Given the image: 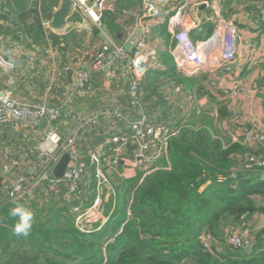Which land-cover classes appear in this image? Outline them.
<instances>
[{
    "label": "trees",
    "instance_id": "16d2710c",
    "mask_svg": "<svg viewBox=\"0 0 264 264\" xmlns=\"http://www.w3.org/2000/svg\"><path fill=\"white\" fill-rule=\"evenodd\" d=\"M102 25L119 32L110 15H104ZM166 50L156 55L142 94L145 89L162 100L164 121L171 123L170 103L159 92L174 84L186 92L192 110L182 118L176 109L184 121L171 126L168 156L160 168L142 184L140 179L113 180L121 182L116 213L102 232L91 235L74 227L66 216L68 205L46 189L48 197L17 201L34 212L29 235L17 236L9 215L14 202L0 197V264H264V222L251 231L255 244L250 248L223 242L227 232L248 229L264 213L256 200L264 198V168L247 161L251 150V158L259 153L252 143L244 145L240 134L256 124L231 118L228 101L207 89L209 77L185 78ZM157 80L164 88L156 86ZM257 85L263 90L264 80ZM203 97L209 99L207 108L198 103Z\"/></svg>",
    "mask_w": 264,
    "mask_h": 264
},
{
    "label": "built area",
    "instance_id": "2783aa9c",
    "mask_svg": "<svg viewBox=\"0 0 264 264\" xmlns=\"http://www.w3.org/2000/svg\"><path fill=\"white\" fill-rule=\"evenodd\" d=\"M72 1L74 9L73 13H70V18L76 13H81L82 19L78 26L87 28L90 21L98 23L101 27L104 11L118 0ZM171 3L172 0H142V9L135 24L138 38L134 43L133 53H128L125 46L111 41L106 42L92 63V71H80L77 74L73 87L65 93L59 106L39 105L14 98L0 90V128L12 127L17 131L44 128L43 135L35 145L36 149L29 150L27 147L29 145L19 143L12 146L11 151L5 155L9 158L14 156L12 166L18 157L23 159L26 156L25 162L27 160L28 162L20 169L19 175L10 181L17 184L12 186H9L10 183L6 184L0 191L4 200L13 203L30 195L33 196L29 198L33 199L37 196L48 197L50 196L46 190L48 189L59 195V198L68 205L67 219L73 222L80 233L96 234L110 224L116 213L118 192L113 181L115 179L111 176L123 168V157L128 156L130 159L131 170L134 171L133 178L140 179V184L160 168L163 158L168 156L172 128L146 115L142 103V84L156 63L157 52L150 44V35L154 27L167 24L175 43L170 53L177 70L186 78H195L207 70L209 58L213 56L216 46L223 54L222 60L215 65V68L220 70L227 69L231 72L232 67L241 58L254 61L256 53L253 48L248 47L243 55L238 51L239 29L235 22L216 14L214 18L216 30L213 36L205 41H195L192 38L193 26L190 21L188 0L178 7L170 6ZM70 25L72 24L68 23L67 29L71 28ZM51 27V23L46 24V28ZM33 62L34 60L30 59L29 63ZM120 63L125 66L124 75L128 82L127 90L122 92V96H116L108 107L95 108L87 103L82 109L77 110L75 104L78 99L88 100L96 95L97 88L92 81L93 78L102 73L114 72ZM17 69L18 65L7 55H0V78L4 72H15ZM108 84H115V78H109ZM242 88L240 82H235L234 91L239 92ZM124 93L127 95L123 96ZM122 98L128 100L126 105L121 103ZM123 106H129L126 110L128 108L131 110L125 113ZM217 113L218 110H215V114ZM64 118H71L69 122H74L76 126L74 131L68 133L66 141L59 133L61 125L65 123ZM43 120H46V124L42 126ZM244 129L242 133L244 145L254 143L255 140L264 143V130H260L256 125H253L252 129L249 127ZM34 134L24 136L23 139L28 142ZM92 135H94L92 140L86 139ZM235 137L239 142V138ZM83 145L89 148L82 151ZM32 151H35V155ZM65 153L72 156L70 167L63 179H56L53 169ZM259 157L253 156L250 162L264 168V160L260 161ZM31 161L38 164L37 173L30 174ZM118 178L125 179L122 174ZM128 215L131 216L130 211ZM238 233V230L227 232L223 242L238 249L250 248L255 244L253 239L241 240ZM206 245L210 249L208 242Z\"/></svg>",
    "mask_w": 264,
    "mask_h": 264
},
{
    "label": "crops",
    "instance_id": "0c3cea01",
    "mask_svg": "<svg viewBox=\"0 0 264 264\" xmlns=\"http://www.w3.org/2000/svg\"><path fill=\"white\" fill-rule=\"evenodd\" d=\"M64 1L45 0V2H37L34 0H0V55H7L11 61H14L18 65V69L15 72H4L2 74L0 78V90L11 94L14 98L28 100L39 105L57 107L62 103L65 93L73 87L77 74L80 71H92V63L88 65L83 64L82 67L78 68L72 67V64L64 67L62 71L60 69V72L53 79L49 77V62L46 61L45 56H42L41 49L44 41L49 44V48L51 47L52 34L59 37L56 39L57 41L61 39L60 46L64 44V40H67V37L62 38L63 36H59L58 33L65 31L68 27V20L72 19L70 18L74 9L72 0L71 14L69 13L67 16L69 18L66 17L67 19H65L61 29L57 30L53 28L55 16L61 10ZM253 1L255 2L250 5V9H244L242 8L241 0H188L190 5V21L193 26L192 38L194 36L195 41H205L213 36L216 30L214 18L216 14H221L227 20L235 22L238 26L239 37L237 45L240 55H243V52L248 47L253 48L256 53L254 61L250 62L241 58L232 67V71L229 72L227 69L220 70L219 68H215V65L222 60L223 56L219 47L216 46L213 51V56L209 58L207 70L195 78L202 75L209 77V85H206L207 89L209 91L214 90V94L220 98L219 101H228L227 104L229 103L228 105L231 106V118L237 119L240 122L242 121L243 123L255 121L256 126L260 130H264V89L260 91L257 87V83L264 80V6L261 8L258 7L264 4V0ZM137 2L140 4L142 0H137ZM184 2L185 0H172L170 6L178 7ZM123 3L117 1L112 7H119L117 9L119 11L120 9H124ZM140 10L137 13L138 15L140 14ZM137 14L131 24H122L114 16H111L119 32L108 30V28L104 29L102 25L98 30L99 37L104 40V43L111 41L125 46L128 53L132 54L135 48L134 43L138 38V33L135 32ZM47 23H51L52 30H50L51 28H46ZM36 25L39 26V31L38 29L34 30ZM4 30H8V32ZM24 30H26V34L21 35L20 32ZM36 33L38 34L35 35ZM150 39L152 47L158 55L167 52L166 49L170 52L175 47L167 24H160L154 27ZM54 57L55 54L53 52V56H48L47 60L50 61ZM30 59H33L34 62L29 63ZM58 63L61 64L59 60ZM161 68L166 69L164 66ZM124 71L125 66L120 63L114 72L109 71L94 77L92 81L97 88L95 98L88 100L80 98L77 104H75V108L77 110L79 108L82 109L83 105L87 103L95 108L108 107L109 104L113 103V99L116 96H122V92L127 90L128 82ZM109 78H115V84H108ZM235 82L242 84L243 88L241 91H234ZM174 86V84L168 85L159 93L162 97L165 90L170 91L168 96L164 92L163 97L170 103L169 108L172 110L171 116L173 117V122L179 123L180 119L186 117V111L190 113L192 107H190L189 99L186 103L187 107L184 106L185 103H179L181 99L188 96H186L185 92L183 94L180 93V89ZM51 87L56 88L57 96L50 95ZM126 95L127 93L123 94V96ZM142 97L146 104L142 102L143 107L146 113L149 112V117L155 118V121L163 122V109H167L162 107V100L157 99L153 93L145 89ZM119 102L120 100H118ZM127 102V99H121L123 105H126ZM156 102L159 103L157 107L154 105ZM198 103L204 108L210 102L207 97H203ZM149 105H152V107L148 109ZM127 107L129 106H123V111ZM177 108L183 112L182 118L177 115ZM174 117L178 118V120L174 121ZM68 123L74 124L72 121ZM61 126L63 129L64 123ZM43 129V127H39L34 131L30 129L17 131L12 129V127L0 128V191L6 184H9V178H14L16 174V170H14L15 174L8 177L10 174L9 171H13L12 161L15 159L12 156L11 158L4 157L2 160L1 156L3 155L4 148L16 146L22 142L24 136H32L34 133H39L41 137L44 133ZM69 132L71 130H68ZM22 133L25 134L22 136ZM234 133L235 131L231 132L232 135ZM19 136L22 137L20 141L18 140ZM86 139L92 140L93 136H88ZM88 148L89 146L87 145L82 146L83 150H87ZM33 160L35 161V158ZM121 174L126 180L134 179V171L131 170V165L128 168L123 166L118 172H114L111 178L117 180V177H120Z\"/></svg>",
    "mask_w": 264,
    "mask_h": 264
},
{
    "label": "rangeland",
    "instance_id": "374dc122",
    "mask_svg": "<svg viewBox=\"0 0 264 264\" xmlns=\"http://www.w3.org/2000/svg\"><path fill=\"white\" fill-rule=\"evenodd\" d=\"M118 1H119V3L124 2L123 3L124 9H120L119 11H117V9L119 7L118 8L109 7L107 10L104 11V15L107 14L110 16H114L117 19V21L122 23V24H124V23L131 24L133 18L136 17V14L139 13L140 9H142V8H140V7H142V5H141L142 2L139 4L137 2V0H118ZM42 2H45V0H42ZM254 2L255 1L252 2V0H241L242 8L250 9V5H252ZM263 6H264V4H262L261 6H258V7L261 8ZM81 19H82V14L76 13V15L72 19L68 20V22H67V25H68V23L72 24V25H70L71 28L67 29L66 31L58 33L59 36H63L62 38L67 37V40H64V44L62 46H60L61 45V39L58 40L57 45L54 44V42L57 41L56 39L59 38L57 35L55 36L54 34H52V36H51L52 41H51V47L50 48H49V44L45 43V41H44L41 50H42V56H45L46 61L49 62L48 68H49V77L50 78L53 79L54 76L60 72V69L62 71V69L66 66L73 64L72 67L78 68V67H82L83 64L88 65L89 63H94L96 57L100 53L101 47L105 44L104 40L99 37V34H95L96 30L98 31L100 28L99 24L96 22L90 21V22H88V24H90V25L87 28H82V27L78 26V23L81 21ZM35 29H38V31H39V26L36 25L34 30ZM44 29H46V28H44ZM4 31L8 32V30H4ZM44 31H46V30H44ZM23 32H25V33H23ZM20 34L21 35L26 34V30L21 31ZM37 34L38 33H36L35 35H37ZM117 44H119V43H117ZM150 44L152 45L151 39H150ZM53 52L55 54V57L51 58L50 61H48L47 60L48 56H50V55L53 56ZM58 60L61 62V64L58 63ZM163 85H164V83L162 81H159V80L156 81V86L163 87ZM55 89H56L55 87H51L50 95L57 96V92L55 91ZM164 92L168 96V93L170 91L165 90ZM164 92H163V96H164ZM182 92L184 93L185 91L182 90ZM92 98H95V97H92ZM188 99H189L188 97H185V98L181 99L179 101V103L180 104L185 103L184 106L187 107L186 103L188 102ZM208 105H205L204 108H206ZM190 106H192V103H190ZM129 109L130 108H128L125 113H128ZM133 112H135V111H133ZM188 114H189V111H186V117ZM146 115L149 116L150 115L149 112H147ZM186 117H184V118H186ZM69 119H71V118H64V121H65L64 127L61 130L59 129L60 130L59 133L61 134L64 141H66L65 138L68 135V130L74 131L76 128V126L74 124L68 123ZM164 120H163V122L160 121V123L161 124H167L168 128H169V126L171 127L173 124H175L174 122L170 123V121H168V120L164 121ZM179 121L183 122L184 120L180 119ZM246 123L247 122H245L244 124H246ZM182 127H184V126H182ZM23 134H25V133H22V136H23ZM92 136L94 138V135H92ZM8 137H10V136H8ZM20 139H22L21 136H19L18 140L20 141ZM38 140H40V135H39V133H35L31 140H29L27 142L25 139H22L23 144L21 142H20V144L24 145V146L29 145V150H34V149H36L35 145L38 143ZM233 141L235 143L238 142V139L234 135H233ZM255 141L256 142H254L252 144H253L254 148L256 149V151L259 153V156H260L259 160L260 161L264 160L263 159L264 158V143L262 141H258V140H255ZM10 151H11L10 147L4 148L3 155L1 156L2 160L5 157V155L7 153H9ZM82 151H84V150L82 149ZM28 153H30V151H28ZM251 153H252V150L250 153H247L245 155V156L249 155V156H247V161H251V156H250ZM32 154L35 155V151H32ZM25 155L26 154L24 153V156ZM25 160H26V156L23 159L21 157H18L16 159V163L13 164V171L12 172L9 171L10 174L8 175V177H10L12 174H15L14 173V168H15L16 174H15L14 178H12V180L15 179L19 175L20 169L24 168L25 164L28 162V160H27V162H25ZM123 162H124L123 164H124L125 168H128V166L131 165V162H130V159L128 158V156L123 157ZM29 164H30V169H31L30 174L31 173H37L38 172V164L37 163L35 164L32 161L29 162ZM118 179H122V178H118ZM12 180H11V178H9V183H10L9 186H12L13 184H17V182H10ZM118 183L121 184V182H119V181L117 183L114 182L116 187H117ZM32 196L33 195H30V196L26 197L25 199L32 197ZM0 197H1V195H0ZM256 200H257L259 207H261V206L264 207V198L257 197ZM8 201H10V200H8ZM45 201L46 200H41L40 203L44 204ZM256 216L257 217H254V220H251L249 222V225H247L248 229L239 231L238 234H239V238L241 240L243 238H245L247 240H252V238L250 237L251 231H256V229L258 228V225L261 222H264V213H262L261 215L257 214Z\"/></svg>",
    "mask_w": 264,
    "mask_h": 264
},
{
    "label": "clouds",
    "instance_id": "9594fccd",
    "mask_svg": "<svg viewBox=\"0 0 264 264\" xmlns=\"http://www.w3.org/2000/svg\"><path fill=\"white\" fill-rule=\"evenodd\" d=\"M9 215L14 219V234L17 236L29 235L34 223V212L24 204L14 202V206L10 209Z\"/></svg>",
    "mask_w": 264,
    "mask_h": 264
},
{
    "label": "water",
    "instance_id": "95a60500",
    "mask_svg": "<svg viewBox=\"0 0 264 264\" xmlns=\"http://www.w3.org/2000/svg\"><path fill=\"white\" fill-rule=\"evenodd\" d=\"M72 7V1L71 0H65L63 3V6L61 10L56 14L54 22H53V28L55 29H61L63 26V23L68 16V14L71 11ZM46 124V120L42 121V126ZM72 156L70 153H65L55 168L53 169V175L56 179H63L64 175L68 171L70 164H71Z\"/></svg>",
    "mask_w": 264,
    "mask_h": 264
}]
</instances>
